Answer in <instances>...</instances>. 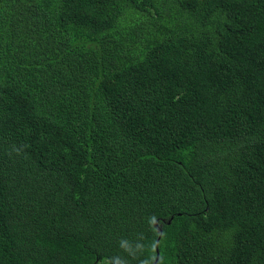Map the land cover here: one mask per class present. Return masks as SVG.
<instances>
[{
  "label": "trees",
  "instance_id": "1",
  "mask_svg": "<svg viewBox=\"0 0 264 264\" xmlns=\"http://www.w3.org/2000/svg\"><path fill=\"white\" fill-rule=\"evenodd\" d=\"M155 263L264 264V0H0V264Z\"/></svg>",
  "mask_w": 264,
  "mask_h": 264
},
{
  "label": "clouds",
  "instance_id": "2",
  "mask_svg": "<svg viewBox=\"0 0 264 264\" xmlns=\"http://www.w3.org/2000/svg\"><path fill=\"white\" fill-rule=\"evenodd\" d=\"M172 220H173V217L167 222V224L168 225H170L171 224V222H172ZM155 226L156 227H159V225H158V222H155ZM159 231H161V229L159 228L158 229ZM122 251L126 254V255H128V256H130V257H133V258H135V259H138V256H136L132 251H131V247H130V245L128 244V243H124V244H122ZM156 253H157V257H156V260L155 261H158V258H159V250H158V242H157V244H156ZM156 264V263H155Z\"/></svg>",
  "mask_w": 264,
  "mask_h": 264
}]
</instances>
